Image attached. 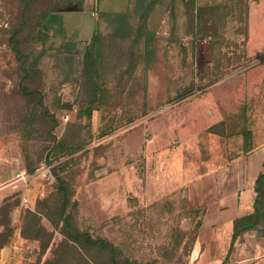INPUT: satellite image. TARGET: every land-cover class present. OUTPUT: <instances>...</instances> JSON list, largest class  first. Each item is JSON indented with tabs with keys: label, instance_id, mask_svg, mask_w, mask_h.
Instances as JSON below:
<instances>
[{
	"label": "rangeland",
	"instance_id": "rangeland-1",
	"mask_svg": "<svg viewBox=\"0 0 264 264\" xmlns=\"http://www.w3.org/2000/svg\"><path fill=\"white\" fill-rule=\"evenodd\" d=\"M74 1L0 0V264H108L66 216L122 261L200 264L234 163L246 182L264 164V0ZM47 164L25 201L12 185Z\"/></svg>",
	"mask_w": 264,
	"mask_h": 264
},
{
	"label": "crops",
	"instance_id": "crops-1",
	"mask_svg": "<svg viewBox=\"0 0 264 264\" xmlns=\"http://www.w3.org/2000/svg\"><path fill=\"white\" fill-rule=\"evenodd\" d=\"M264 153V151H263ZM248 153L247 156L251 155ZM264 156V154H263ZM242 159H237V163L234 166H242L240 162ZM231 166V165H230ZM233 175L230 184H234L236 189L229 187L224 193L223 201L231 199V203H209L207 208V215L205 217V226H208L210 232L213 235L214 240L218 243V249L220 252L213 257H210L208 252V238L201 232L198 236V257L200 264H264V236H257L254 231L244 233L242 236H238L234 242L233 237V225L234 221L244 216L253 213L255 193V182L258 176L264 172V164L260 165L258 172L252 180L246 182V172L248 171V165L243 167L244 175L240 173ZM47 186L33 182L32 185L24 192V195L31 201L37 197L45 195ZM203 227V228H204Z\"/></svg>",
	"mask_w": 264,
	"mask_h": 264
},
{
	"label": "trees",
	"instance_id": "trees-1",
	"mask_svg": "<svg viewBox=\"0 0 264 264\" xmlns=\"http://www.w3.org/2000/svg\"><path fill=\"white\" fill-rule=\"evenodd\" d=\"M74 2L79 6H85L89 9H95L97 6L95 0H75ZM53 18H55L53 15L47 17L45 29L51 28L50 26ZM93 43L95 45V52L93 54L88 53L86 55L85 69L87 78L90 81L95 82V80H98V69L103 58L101 52V41L97 34L94 35ZM14 49L16 51V54L20 52L17 46H15ZM39 58L40 57L36 58L35 63ZM86 114L90 115L91 109H88L86 111ZM255 193L256 197L253 204V213L234 221L232 242H234L238 236H242L244 233L249 231H254L257 236H264V172L258 176L255 182ZM66 207V203H63L61 208L62 215L65 214ZM6 208H8V206H6ZM64 221L66 223V226H68L66 235H68L70 240L77 246H81L83 248L95 250L99 253L105 254L109 259L108 264H133L128 260H120L118 258L117 249L112 243L101 238H93L88 232L72 233L69 218L67 216L65 217ZM0 237L2 236L0 235ZM6 243V238L1 239L0 249L4 247Z\"/></svg>",
	"mask_w": 264,
	"mask_h": 264
},
{
	"label": "built area",
	"instance_id": "built-area-1",
	"mask_svg": "<svg viewBox=\"0 0 264 264\" xmlns=\"http://www.w3.org/2000/svg\"><path fill=\"white\" fill-rule=\"evenodd\" d=\"M53 168L54 166L52 164H47L38 173L28 175L21 180L16 181L12 187L13 189L21 190L23 192L22 197L26 201L27 198L25 197L24 192L32 185L33 182L46 185L47 188H50L53 185L55 182Z\"/></svg>",
	"mask_w": 264,
	"mask_h": 264
}]
</instances>
